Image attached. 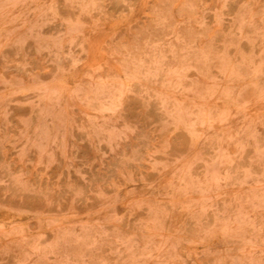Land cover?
<instances>
[{"label":"rangeland","instance_id":"1","mask_svg":"<svg viewBox=\"0 0 264 264\" xmlns=\"http://www.w3.org/2000/svg\"><path fill=\"white\" fill-rule=\"evenodd\" d=\"M0 264H264V0H0Z\"/></svg>","mask_w":264,"mask_h":264}]
</instances>
